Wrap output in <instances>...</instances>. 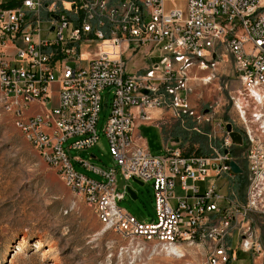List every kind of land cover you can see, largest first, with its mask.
<instances>
[{"label":"built area","instance_id":"built-area-1","mask_svg":"<svg viewBox=\"0 0 264 264\" xmlns=\"http://www.w3.org/2000/svg\"><path fill=\"white\" fill-rule=\"evenodd\" d=\"M178 2L187 4V13ZM131 48L146 50L141 73L127 72L124 58ZM223 63H231L240 83L229 92L235 117L227 122L246 142L240 155L226 124L219 125L218 145L216 133L193 129L208 137L209 156L187 155L179 146L168 148L165 157L152 155L134 134V111L146 122L152 110L172 111L190 132L188 82L202 81L199 73L208 70L212 82ZM0 87L16 126L106 229L173 251L202 245L205 264H235L238 249L264 256L260 236L251 230L253 215L264 216V0H0ZM107 88H113V99L104 133L116 166L102 171L76 157L104 177L97 181L74 169L65 144L73 140L68 151L97 145ZM231 161L243 173L242 162L247 166L243 197L237 194L243 173L236 174ZM212 177L228 183L204 192L194 185ZM133 179L153 182L156 224L140 223L120 207ZM235 234L239 243L233 248Z\"/></svg>","mask_w":264,"mask_h":264},{"label":"rangeland","instance_id":"rangeland-1","mask_svg":"<svg viewBox=\"0 0 264 264\" xmlns=\"http://www.w3.org/2000/svg\"><path fill=\"white\" fill-rule=\"evenodd\" d=\"M177 6L187 13L186 3L178 2ZM172 8V4L166 5L167 11ZM133 50L131 48L124 58L130 74L145 68L147 63L145 49L136 53ZM155 57L158 58V54ZM218 72L217 79L209 84L194 77L188 82L194 115L189 118L186 128L191 131L180 126L184 135L183 145L189 139L188 147L195 144L200 149L203 145L206 156L212 154L209 139L193 129L216 133L214 142L218 145L221 129L215 123L219 119L231 121L235 117L229 102V92L240 85L231 63L227 66L220 64ZM209 75H212L211 70L200 72L198 77L207 78ZM224 82H228V89L224 88ZM112 99L113 88H107L102 93L97 125L99 140L95 147L86 151H68V145L73 140L65 144L74 169L97 181H104V177L84 168L76 161V157L90 161L102 171L115 168L116 162L110 154L109 142L104 133ZM15 122L14 115L7 110L0 87V264H205L207 251L202 245H185L180 251H173L156 242L125 240L106 229L83 197L65 186L58 169L44 159L40 150L29 142ZM142 133L152 155L165 157L167 153L161 131L148 127ZM245 146L246 142L235 147V154L240 155ZM184 151L187 152V149ZM242 166L245 171L239 180V197L244 196L248 183L247 166L244 162ZM118 180L121 183L120 171ZM211 181L196 185L203 190ZM222 183L227 184V179L222 178L219 185ZM127 185L137 194V198L126 196L119 203L120 207L140 223L156 224L158 219L153 182L141 186L131 180ZM176 194H180L178 189ZM172 204L175 206L176 201L172 200ZM252 218L254 223L251 230L253 233L257 230L264 246V216L254 214ZM238 243L239 238L235 234L231 245L235 248ZM237 258L235 264H264V256L259 257L252 251L238 249Z\"/></svg>","mask_w":264,"mask_h":264},{"label":"crops","instance_id":"crops-1","mask_svg":"<svg viewBox=\"0 0 264 264\" xmlns=\"http://www.w3.org/2000/svg\"><path fill=\"white\" fill-rule=\"evenodd\" d=\"M143 69H141L140 71H136V73L138 72H143ZM135 115L137 117V126L134 130V134H140L142 136V138L144 139V143H146L147 147H148V142L147 140L144 138L142 131L145 128H152L155 127L156 129H159L161 131V135L163 137V141H164V147L167 153V149L172 147H181L184 150L187 149V152L184 151L185 154L187 155H193L196 154L198 151V146L197 145H193V147H188L189 143H190V139L188 140V142L183 145L184 141V135L183 132L181 131L180 128V124L178 123V121L174 118L173 112L172 111H165V110H152L151 111V117L152 120L149 122L143 121L140 119V113L139 110H135ZM173 122V124H172ZM227 122L230 121H224L222 119H219L216 121V125L219 126L220 124H228ZM169 123H171L169 125ZM189 135H191L189 133ZM209 142V140H208ZM149 149V148H148ZM150 151V150H149ZM193 151V153H192ZM207 153H209V151H207ZM152 154V153H151ZM197 155H204V154H197ZM206 156V155H205ZM209 156V155H208ZM208 180H212L209 184H207V187L215 184V185H219V182H221V180H217L215 177L212 178H208ZM208 180L206 182H208ZM200 183V182H199ZM203 183V182H201ZM197 184V183H196ZM196 184H194L195 186H197ZM199 188V186H197ZM206 186L203 188V190L201 188H199L202 192H204L207 188ZM178 191L180 192V194H176L177 196H181L183 193L182 191L178 188Z\"/></svg>","mask_w":264,"mask_h":264},{"label":"water","instance_id":"water-1","mask_svg":"<svg viewBox=\"0 0 264 264\" xmlns=\"http://www.w3.org/2000/svg\"><path fill=\"white\" fill-rule=\"evenodd\" d=\"M144 93H147V92L144 91ZM226 131L230 134V137L232 138V141L235 145H238V146L243 145L242 134L239 133L238 131L233 130V126L231 123L226 124ZM230 166L236 174H242L243 173V169L239 166V164L236 161H231ZM133 181L137 184H140L141 186H144V184H145L144 182H141L137 179H133ZM119 188L121 190L124 189V182L123 181H121ZM127 192H128V195H130L133 199L137 198V194L129 186L127 187Z\"/></svg>","mask_w":264,"mask_h":264},{"label":"trees","instance_id":"trees-1","mask_svg":"<svg viewBox=\"0 0 264 264\" xmlns=\"http://www.w3.org/2000/svg\"><path fill=\"white\" fill-rule=\"evenodd\" d=\"M203 149H205V146H201V148L199 150H197L199 152V154H204Z\"/></svg>","mask_w":264,"mask_h":264},{"label":"bare ground","instance_id":"bare-ground-1","mask_svg":"<svg viewBox=\"0 0 264 264\" xmlns=\"http://www.w3.org/2000/svg\"><path fill=\"white\" fill-rule=\"evenodd\" d=\"M209 77L203 79L202 81L205 83V84H209L211 81H209ZM237 149V148H236Z\"/></svg>","mask_w":264,"mask_h":264}]
</instances>
